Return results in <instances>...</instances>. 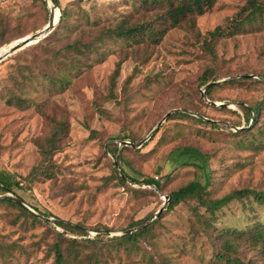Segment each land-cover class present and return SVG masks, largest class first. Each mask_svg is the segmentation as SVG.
<instances>
[{
	"label": "rangeland",
	"instance_id": "374dc122",
	"mask_svg": "<svg viewBox=\"0 0 264 264\" xmlns=\"http://www.w3.org/2000/svg\"><path fill=\"white\" fill-rule=\"evenodd\" d=\"M58 1L62 8L76 3L92 20H114L113 26L125 17L131 22L140 20L131 0ZM248 1L219 0L211 12L196 20L194 30H171L158 45L109 43L98 57L86 62L83 72L71 75L67 89H51L43 78L26 86L25 98L36 104L34 108L20 110L3 99L9 88H15L13 79L20 78L18 65L29 66L34 57L23 51L0 64V172L11 176L14 189V194L0 197L21 198L37 215L27 211L41 221L24 218L15 208L0 204V264H6L1 254L7 250L12 254L11 264H54L52 247L56 234L62 232L56 225L59 220L81 224L88 233L84 237L66 235L69 239L104 236L99 247L103 246L106 264H128L125 252L117 254L110 245L124 236V231L134 229L132 224L143 225L164 206L162 216L147 226L156 222L140 243L139 260L146 254L167 264H219L214 256L220 245L203 235L194 211L197 205L187 202L169 209L171 202L166 205L165 197L192 182L207 186L214 199L244 189L264 191V108L258 121L253 122L254 115H250L249 124L239 108L260 102L264 87L225 85L215 92V103L225 106H212L202 97L205 87L199 85L207 68L216 71L214 82L231 79L218 85L240 81L232 79L241 76L263 80L264 25L219 40L216 60L203 45L208 32L224 26ZM49 18V0H0V51L42 31ZM44 60L36 59L39 63ZM41 110L67 121L70 132L63 152L56 156L61 173L52 181L29 185L25 178L40 159L35 142L51 130ZM176 110L207 124L172 119L173 113L142 148L129 147L126 151L121 147L122 141H129L125 136L136 139V144L143 142L168 113ZM252 127H261L262 135L254 147L246 148L236 132ZM189 149L200 152L204 162ZM119 155L124 158L126 171L139 182L128 184L139 193L114 179ZM116 170L120 174V168ZM148 179L157 181L161 190L145 184ZM251 208L256 218L264 219V208L256 202ZM223 210L225 217L216 223L219 228H241L248 222L244 217L249 210L236 201ZM199 214L208 216L203 209ZM236 247L242 260L264 264L248 244ZM87 252L91 254L92 249Z\"/></svg>",
	"mask_w": 264,
	"mask_h": 264
},
{
	"label": "trees",
	"instance_id": "16d2710c",
	"mask_svg": "<svg viewBox=\"0 0 264 264\" xmlns=\"http://www.w3.org/2000/svg\"><path fill=\"white\" fill-rule=\"evenodd\" d=\"M218 1L131 0L134 13L140 16V20L131 22L130 17H125L116 26H113L114 20H109V18L103 22H101L102 20H92L87 12L81 6H77L76 3L62 8L57 0L58 7L61 9L58 26L47 38L20 51H25L24 54L32 55L34 57L33 62L29 66L18 65L17 73L20 78L13 79L15 88L14 86L13 88H9L3 99L8 106L20 110L37 107L32 100L25 98L26 86L34 83L37 84L43 78L45 84L51 89L58 90L57 87H60V89L65 90L72 83L71 75L83 72L86 62L92 56L98 57L102 49L108 48L109 43L128 46L139 44L158 45L171 30L182 29L184 27L194 30L196 20L211 12ZM263 25L264 0H250L224 26H219L214 31L208 32L203 45L207 53L216 60L215 45L219 40L233 38L242 32ZM1 45H4V43H1ZM40 57L45 58L44 62L39 63L36 61ZM119 70L120 64L114 72L112 78L113 84ZM215 74L214 68H207L200 78V87L202 88L213 83L216 80L214 79ZM260 78H263V80L247 76L237 82L233 81L224 85H214L206 91L207 100L211 103L217 102L215 92L218 88L225 85L247 84L248 86L249 83L250 85L264 87V75H260ZM239 108L246 114L247 124L250 122L251 114L254 115L253 122L258 121L261 110L264 108V98L249 107L240 106ZM39 113L51 125V130L43 140L35 142L40 159L38 164L25 178L29 185L52 181L61 173L56 156L63 152L65 148L64 141L70 132V125L67 121L50 116L44 110H41ZM171 118L191 119L201 124H207L202 119L184 113L176 112ZM254 129L255 127H252L236 132L238 136L244 139L246 148L254 147L255 140L258 136L262 135L261 127H258L256 130ZM126 139L131 143H137L136 139L129 136H125ZM123 149L127 151L130 148L129 146H124ZM189 152L195 155L194 157L203 161L204 156L200 152L192 149H189ZM118 162L121 172L119 174L116 168H114V179L123 187L132 189L134 193H139L128 184V181L133 184L139 182L126 171L127 165L124 164V158L121 155L118 156ZM10 178V175L0 172L1 195L7 193L14 194ZM144 183L148 186H155L158 191L161 190L160 184L154 179L144 180ZM16 186L19 187V184L16 183ZM169 197L171 198L169 209L187 202H193L197 205L194 211L199 218L198 222L201 224L200 227L203 235L215 244L220 245V250L214 256L219 264H255L238 257L236 244L241 246V243H246L252 247L253 251L258 253L260 261L264 263V219L256 218L255 211L251 208L253 202L264 208V191L244 189L234 191L221 199H214L207 186L201 182H192L188 186L172 193ZM234 201L249 210L244 217L248 222H245V226L241 228L234 226L219 228L216 223L225 217L223 209L227 208ZM0 204H7L15 208L19 211L20 216L24 218H32L41 222L31 212L11 200L2 199L0 200ZM200 209L208 213V216L199 214ZM44 216L49 217L45 214ZM234 223H239V221H235ZM155 224L156 222L147 228L139 229L136 232L116 238L110 247L117 254L120 250H123L128 257V264H167L158 261L152 255L148 256L146 254L142 260H139L140 243L151 233ZM56 225L62 229V232L56 234V242L52 247L54 264H106L103 260V246L102 248L99 247L104 236L98 235L95 239H82L83 241L75 238L69 239L66 235L84 237L88 233L81 224L74 225L59 220ZM137 226H139V222L132 224L130 228H136ZM88 249H92L91 254L87 252ZM1 256L6 264H11L9 258L12 254L9 250L3 252Z\"/></svg>",
	"mask_w": 264,
	"mask_h": 264
},
{
	"label": "water",
	"instance_id": "95a60500",
	"mask_svg": "<svg viewBox=\"0 0 264 264\" xmlns=\"http://www.w3.org/2000/svg\"><path fill=\"white\" fill-rule=\"evenodd\" d=\"M50 1V18H49V23L48 25L40 32L36 33V34H33V35H29V36H26L22 39H19L18 41H16L15 43H13L12 45L8 46L10 47L8 49V52L6 53V55L4 57H0V64L6 60L7 58H9L10 56L30 47V46H33L34 44H37L39 43L41 40L47 38L52 32L53 30L57 27L59 21H60V13L58 12L59 11V7H58V4H57V0H49ZM58 12V19L56 20L55 18V12ZM247 76H241V77H237V78H233L232 80H238V79H244L246 78ZM251 77V76H249ZM231 80V79H230ZM230 80H226V81H223V82H213L211 84H208L207 86H205L204 90L202 91V97L204 99L207 100V97H206V91L211 88L212 86L214 85H217V84H221V83H224V82H227V81H230ZM212 106H225L224 104H217V103H211L210 101H208ZM176 112H181L180 110H176V111H173L171 113H168L164 119L157 125V127L152 131L151 135L145 139L143 142L141 143H138V144H134V143H131L129 141H122L120 143L121 147L123 148L124 146H129L133 149H140L143 147V145L148 142L149 140H151V138L159 132V129L162 127V125L164 124V122L171 116V114L173 113H176ZM184 113H188V112H184ZM115 167L117 169H119V166L117 165V163H115ZM121 172V171H120ZM123 176V174H121ZM129 183L133 184L132 182L128 181ZM151 187H154L156 189V191H158V189L155 187V186H152V185H149ZM0 199H8V200H11L17 204H19L20 206H22L23 208H25L26 210H29V211H32L26 204L25 202L17 197V196H13V195H7V196H3V197H0ZM165 200H166V205H168L170 202H171V198L168 196V197H165ZM166 210V206H164L163 208H161L155 216H153L151 219H149L146 223H144L143 225L141 226H137L136 228L134 229H130V230H126L124 231V235L126 234H130V233H133L134 231H138L139 229L141 228H144V227H147L151 222H153L154 220L158 219L161 214ZM33 212V211H32ZM34 213V212H33ZM36 214V213H34ZM37 215V214H36ZM39 216V215H38ZM39 218L41 219H45L46 221L48 222H51L52 220L50 219H47L43 216H39Z\"/></svg>",
	"mask_w": 264,
	"mask_h": 264
},
{
	"label": "bare ground",
	"instance_id": "6f19581e",
	"mask_svg": "<svg viewBox=\"0 0 264 264\" xmlns=\"http://www.w3.org/2000/svg\"><path fill=\"white\" fill-rule=\"evenodd\" d=\"M55 18H56V20L58 19V14H55ZM10 48V47H9ZM9 48H7V49H5V50H1L0 51V57H4L5 55H6V53L8 52V49Z\"/></svg>",
	"mask_w": 264,
	"mask_h": 264
}]
</instances>
